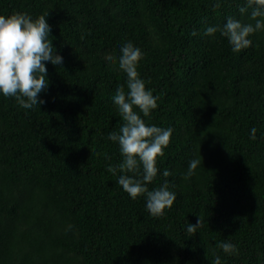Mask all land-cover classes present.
Returning <instances> with one entry per match:
<instances>
[{"label": "trees", "instance_id": "trees-1", "mask_svg": "<svg viewBox=\"0 0 264 264\" xmlns=\"http://www.w3.org/2000/svg\"><path fill=\"white\" fill-rule=\"evenodd\" d=\"M214 3L0 0V15L45 16L63 57L45 62L40 106L26 110L0 93V264H212L217 254L221 264H264V30L234 52L205 30L229 17L254 23L251 9ZM128 42L141 49L138 71L158 97L142 118L172 129L147 185L167 179L175 193L163 217L108 171L123 160L108 136L123 123L113 96L121 85L127 92L119 57ZM192 159L200 164L185 179ZM222 241L238 253H224Z\"/></svg>", "mask_w": 264, "mask_h": 264}, {"label": "clouds", "instance_id": "clouds-1", "mask_svg": "<svg viewBox=\"0 0 264 264\" xmlns=\"http://www.w3.org/2000/svg\"><path fill=\"white\" fill-rule=\"evenodd\" d=\"M220 7L221 0H215L213 8ZM249 9V20L254 23H242L229 17L222 28L209 26L204 34L214 36L219 31L228 38L234 52L251 47L253 42L249 37L264 30V0H245V6L239 11L245 14ZM50 32L51 26L43 15L35 19L27 13L0 15V93L6 98H15L16 103L26 110L45 103L39 99V94L49 86L45 62L58 66L63 62V57L56 53L52 40L48 38ZM121 53L119 68L126 73L127 92L121 85L113 101L123 123L119 131L112 132L108 139L118 142L123 160L116 166L109 165L108 171L113 175L120 173L117 183L133 200L146 197V208L152 217H163L173 206L176 195L169 190L167 179L153 190H149L147 185L157 177L158 158L164 156V149L170 144L172 129L149 125L142 118L143 115L151 119L152 110L158 107V97L146 88L138 71L143 58L141 49L128 42L121 48ZM256 131L255 128L251 130L252 140L256 139ZM199 164V159H192L184 178L190 179ZM163 176H170V172L165 169ZM203 223V217L199 216L196 224H189L187 232L194 236ZM218 247L229 255L238 253L236 245L230 242L222 241ZM212 264H221L218 254Z\"/></svg>", "mask_w": 264, "mask_h": 264}]
</instances>
